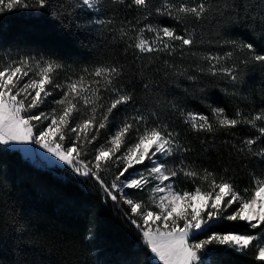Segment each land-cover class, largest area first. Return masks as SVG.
Returning a JSON list of instances; mask_svg holds the SVG:
<instances>
[{
  "label": "snow or ice",
  "instance_id": "1",
  "mask_svg": "<svg viewBox=\"0 0 264 264\" xmlns=\"http://www.w3.org/2000/svg\"><path fill=\"white\" fill-rule=\"evenodd\" d=\"M16 12L94 41L95 54L10 39ZM255 72L264 74V0H0V264H52L33 248L9 178L20 153L80 178L131 230L135 242L103 264H264V96L231 115L208 102L212 88L250 100ZM213 152L220 164L206 166ZM81 210L92 241L94 210L70 202Z\"/></svg>",
  "mask_w": 264,
  "mask_h": 264
},
{
  "label": "trees",
  "instance_id": "2",
  "mask_svg": "<svg viewBox=\"0 0 264 264\" xmlns=\"http://www.w3.org/2000/svg\"><path fill=\"white\" fill-rule=\"evenodd\" d=\"M11 19L8 24L11 28L10 39L19 40L25 44L39 45L60 52L67 58L84 60L95 53L89 51L95 43L81 37L65 39L60 37L54 29L41 22L33 20L34 14L16 12L8 14ZM170 23V22H169ZM234 35L247 39L243 29L234 31ZM84 40V45L81 44ZM107 51V49H104ZM189 82L182 81L181 87L172 86L176 95L183 96V88ZM243 95L250 100L225 96L219 88H212L208 93V102L222 107L231 115L237 104L242 107L261 106L264 96V74L255 72L248 78ZM187 107L196 112L211 115L204 103L188 97ZM243 134V133H242ZM226 138V137H222ZM198 145L197 141H194ZM219 144V140L217 141ZM223 154V153H221ZM204 159V158H201ZM205 165H219L220 160L213 152L210 161L205 159ZM15 194L24 202V206L34 225V245L36 253L41 259L51 261L52 264H97L116 258L118 252L135 242L131 230L118 219L110 209L100 205L99 196L93 189L80 183L70 181L62 168H46L26 160L21 154L11 162ZM238 178L244 184L248 183V175L241 171ZM184 187H191L184 185ZM70 202L75 205L82 203L94 210L96 217L97 237L92 241L84 239L88 229V220L83 210L69 211ZM238 230L243 231L240 227Z\"/></svg>",
  "mask_w": 264,
  "mask_h": 264
},
{
  "label": "rangeland",
  "instance_id": "3",
  "mask_svg": "<svg viewBox=\"0 0 264 264\" xmlns=\"http://www.w3.org/2000/svg\"><path fill=\"white\" fill-rule=\"evenodd\" d=\"M41 152L43 151V150H40ZM22 156H23V154L22 153H20ZM45 155H47V154H45ZM24 157V156H23ZM25 158V157H24Z\"/></svg>",
  "mask_w": 264,
  "mask_h": 264
}]
</instances>
